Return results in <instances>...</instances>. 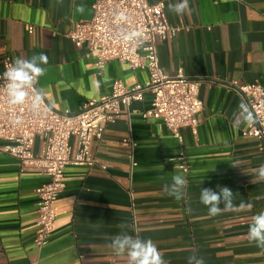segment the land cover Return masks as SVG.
<instances>
[{
  "label": "crops",
  "instance_id": "obj_1",
  "mask_svg": "<svg viewBox=\"0 0 264 264\" xmlns=\"http://www.w3.org/2000/svg\"><path fill=\"white\" fill-rule=\"evenodd\" d=\"M147 1L162 2L168 23L180 28L157 45L162 70L202 79L196 130L182 128L179 143L160 120L140 116L149 95L131 103L129 117L121 113L92 139L91 166L65 167L64 187L52 206L53 231L41 248L33 243L35 189L47 177L0 151V264H127L110 247L120 234L152 240L166 264H189L190 257L192 264H264V249L247 238L252 217L264 212V181L256 171L264 157L259 142L242 134L243 105L227 87L232 81L264 87V0H189L191 11L184 15L169 10L179 0ZM92 2L0 0V72L5 57L13 64L44 53L39 92L53 109L70 112L109 94L115 80L143 83L146 71L125 62L110 60L98 72L87 45L65 36L72 23L90 19ZM81 5L82 13L76 10ZM41 146L36 137L33 152ZM180 150L188 161L185 174L167 162ZM174 175L187 181L180 200L165 191ZM225 186L233 191L234 207L210 217L201 189Z\"/></svg>",
  "mask_w": 264,
  "mask_h": 264
},
{
  "label": "built area",
  "instance_id": "obj_2",
  "mask_svg": "<svg viewBox=\"0 0 264 264\" xmlns=\"http://www.w3.org/2000/svg\"><path fill=\"white\" fill-rule=\"evenodd\" d=\"M90 19L72 23L66 37L87 45V55L95 59L98 72L110 60L125 62L133 70H144L143 83L126 86L115 80L107 95L85 101L76 112L53 109L39 92L37 83L28 89L24 104L12 105L7 94L4 72L12 65L8 57L0 72V151L16 158L22 167L38 168L47 181L35 189L37 195V229L35 247L47 244L53 231V202L64 187V170L68 165L93 164L89 146L100 139L106 125L123 113L132 114L130 105L150 96V106L139 114L142 119L160 120L179 143L184 127L195 131L199 124L202 79L186 76L181 70L167 75L159 65L157 45L170 39L180 29L171 26L162 2L147 0H93ZM227 87L236 93L255 123L242 132L259 142L264 157V87L259 82ZM41 97L39 108L32 107L35 96ZM36 137L42 138L39 153L33 152ZM72 139V141H71ZM132 146L134 144H131ZM172 169L188 172V161L180 150L167 158ZM133 164V163H132Z\"/></svg>",
  "mask_w": 264,
  "mask_h": 264
},
{
  "label": "clouds",
  "instance_id": "obj_3",
  "mask_svg": "<svg viewBox=\"0 0 264 264\" xmlns=\"http://www.w3.org/2000/svg\"><path fill=\"white\" fill-rule=\"evenodd\" d=\"M169 10L177 15H184L190 12L189 0H179L178 3L169 4ZM78 12H83L84 7L78 6ZM48 58L44 53L38 57L33 56L30 59L17 58L13 64L4 72V77L7 79V94L9 102L12 105L24 104L28 97V89L34 88L38 78L45 75L46 69L41 65H46ZM41 97L35 96L32 101L34 109L39 108ZM244 115L243 122L249 126L255 123L252 113L248 112L244 106H241ZM257 179L264 181V164L258 167ZM187 186V181L180 175L172 177L171 185L165 186V191L169 196L180 200L185 195L184 189ZM233 191L228 187H222L219 191H214L210 188H202L200 193V202L208 208V215L210 217L221 214L222 211L231 210L234 206L232 204ZM223 205V208H221ZM251 208L252 205L241 204L240 208ZM125 227V225H121ZM247 238L250 243H254L256 247L264 249V212L256 214L252 217V223L249 226ZM110 247L113 249L115 255L126 256L127 264H166L163 260L162 254L157 249L152 240H142L139 237H133L128 234L116 235L112 239ZM194 258H189V264H192ZM198 264H203L199 261Z\"/></svg>",
  "mask_w": 264,
  "mask_h": 264
}]
</instances>
